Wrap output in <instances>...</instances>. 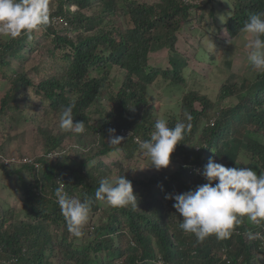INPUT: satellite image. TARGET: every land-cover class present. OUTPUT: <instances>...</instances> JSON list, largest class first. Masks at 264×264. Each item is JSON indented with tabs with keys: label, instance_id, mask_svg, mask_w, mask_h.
Instances as JSON below:
<instances>
[{
	"label": "trees",
	"instance_id": "trees-1",
	"mask_svg": "<svg viewBox=\"0 0 264 264\" xmlns=\"http://www.w3.org/2000/svg\"><path fill=\"white\" fill-rule=\"evenodd\" d=\"M99 1L101 9L100 13H92L95 17L84 11L92 5L91 0H49L50 24L42 29L58 45L69 48L60 55L62 66L57 72L54 69L39 75L34 66L29 72V64L14 67L12 58L20 56L26 36L7 41L0 38V78L9 83L1 96L0 115L18 107L20 101L16 99L23 90L26 102H35L32 95L49 100L51 110L60 114L63 107L74 103L73 123L85 124V132L81 134L69 131L53 135L51 132L46 151L30 157L32 163H20L12 170L28 171L31 179L22 184L20 202L24 217L18 218L13 206L0 204V264H260L262 258L256 254L264 258V226L258 227L244 217L229 238L217 239L212 235L197 242L194 235L186 234L179 227L182 220L165 215L175 209V200L166 199L176 194L175 187L181 185L188 191L207 182L195 174L192 166L203 168L207 161L202 154L209 153L210 149L225 161L226 167H233L240 150H244L264 172V142L258 139L264 135V72L256 73L252 79L242 77L239 83L231 82L233 74L228 75L220 86L219 97L237 93L238 102L230 108L219 109L205 95L182 96L180 115L172 113L166 119L168 126L174 127L185 120L182 110L192 116L191 130L170 156V162L179 165L177 170L171 174L156 172L147 179H130L137 209L110 207L104 221L89 219L82 238H74L68 232L55 196L56 189L64 183V191L69 196L81 200L85 196L91 198L90 212L94 215L98 207L95 192L100 181L110 177L101 173V167L105 169L109 165L104 158L122 149H127V156L142 152L139 142L149 140L155 131L156 114L140 108L146 105L147 86L159 74L183 78L181 72L186 67V59L175 46L180 30L192 19L199 28L203 26L207 23L204 12L211 18L208 23L212 25L216 20L213 18L216 0H156L153 3L123 0L121 8L124 14H129L132 27L115 39L104 29L89 32L105 13L117 7L115 0ZM226 1V18L217 33L212 34L216 39L222 37L229 41L242 31L251 15L264 12V0ZM72 5L75 9L70 8ZM223 31L226 37L221 36ZM160 48H166L169 53L170 69L147 65L148 53ZM112 65L125 70L126 82L116 93H111L110 108L99 110L96 121H92L88 109L103 87L104 75H90V71ZM196 100L200 108L195 107ZM113 129L114 132L110 131ZM73 136L85 139L84 144H76ZM115 136L124 137L118 146L109 143ZM198 143L201 145L196 147ZM93 149L87 160L70 159V151L83 150L81 158ZM47 152H56V156L49 158ZM0 168L5 170L3 162ZM186 177L193 182L187 184ZM156 195L161 197L158 199Z\"/></svg>",
	"mask_w": 264,
	"mask_h": 264
},
{
	"label": "rangeland",
	"instance_id": "rangeland-1",
	"mask_svg": "<svg viewBox=\"0 0 264 264\" xmlns=\"http://www.w3.org/2000/svg\"><path fill=\"white\" fill-rule=\"evenodd\" d=\"M115 1L117 7H115L113 12L105 13L102 20L99 23L93 24L94 29L89 30V32L93 33L104 29L110 31L111 35L113 34L115 39H118L119 33L132 27L129 14H124L121 8L123 0ZM137 1L146 3L156 2V0ZM225 1H215L216 9L214 10L215 14L213 18H216V20L212 25L208 23L211 21V18L204 12L205 21H207V23H203L204 27L201 25L199 28L194 19H192L185 26L187 29L184 27L180 30L175 46L177 52L186 59V67L181 72L183 78L182 80L177 78L173 79L172 75L163 76L159 74L147 86L145 95L146 105H141V109H145L148 112L151 111V114H156L158 119H167L172 113L180 115L179 105L181 97L187 94L196 96L205 95L208 99L216 103L219 109L230 108L238 102L237 93L229 94L226 97H219L220 86L226 82L229 74H233L234 77L231 82L239 83L242 77L252 79L256 72L251 68L247 60V49L244 46L245 34L242 31L234 38L229 39V41H224L225 39L222 37L216 39L213 35L217 33L219 27H222L226 18L228 11L226 10V5H224ZM97 2L98 0H91L92 5L88 7V10L84 11L96 17L92 13H100L102 3L100 1ZM72 8L75 9V7ZM208 29L209 32L206 33ZM203 34L205 35L203 36ZM221 36L226 37L224 31L221 33ZM0 38L3 41L9 40L7 38ZM24 41L25 48L21 51L20 56L12 58V65L14 67L29 64V72L31 73V67L34 66L39 71V75L52 72L54 69H56V72L61 69L62 59L60 55L66 53L69 49L68 47H65L63 44L58 45L55 39H52L49 34L47 35L43 29L34 31L31 39L26 37ZM152 50L148 53V67L170 69L171 66L169 64V53L167 49L160 48L155 51ZM52 53L54 55H51ZM125 74V70L118 65H112L110 68L100 66L99 70L93 69L90 71V75H104L103 87L88 109L91 111L92 121H96L100 113L99 110L103 109L107 111L110 108L112 104L110 98L111 93H116L126 82ZM39 79L33 81L37 82ZM8 88L9 83L5 79L0 78V100ZM21 91L16 99L18 102L20 101L18 107L14 106L0 115V162H3L6 167L5 170L0 168V204L3 206L5 204L7 206H13L18 218L24 217L20 202V195L23 190L22 184L31 179V174L24 170L18 173L12 172L21 162L5 164V160L10 157L20 160L23 157L30 158L38 154L40 155L43 151L47 150V137L51 132L53 135L57 133L58 135H62L64 133L58 127L60 113L51 110L49 100L47 101L32 95L35 102H26L23 98L25 91ZM11 103L15 105L12 101ZM194 105L196 108H200L198 100L194 102ZM184 113L185 111L182 110V115ZM72 139L78 145H82L85 142V139H78L77 136H73ZM258 139L264 142V135L259 136ZM200 145L198 143L196 147ZM126 150L122 149L121 152L111 153L109 158H104V161L108 162L109 165L105 169L101 167V173L110 175L109 180L115 179L120 175H123L128 180L147 179L151 174L160 171L171 174L179 166L175 162H170L168 168H162L157 171L151 166L150 159L143 152L138 151L132 156H127ZM94 151L95 149L91 152L86 151L81 158L79 155L83 150L70 151V159L74 160L79 158L81 160H87ZM202 157H205L207 162L209 157H212L215 162L226 167L225 161L215 156L213 149H210L209 153H203ZM116 160L119 162L115 165L111 164ZM233 167L252 168L257 174L263 172L259 166L255 165L250 155L244 150H240ZM184 180L187 184L193 182V179L188 177L184 178ZM175 189L176 194L187 191L181 185H178ZM156 196L158 199L161 197L160 195ZM70 197L77 198L74 195ZM97 206L94 215L90 212L89 219L98 222L103 219L104 221L110 206L98 200ZM171 212L170 214H166L165 217L177 221L183 219L175 209ZM75 242L78 243V241ZM256 255L262 258V260H259V262L261 261L260 264H264V258L259 254Z\"/></svg>",
	"mask_w": 264,
	"mask_h": 264
},
{
	"label": "clouds",
	"instance_id": "clouds-1",
	"mask_svg": "<svg viewBox=\"0 0 264 264\" xmlns=\"http://www.w3.org/2000/svg\"><path fill=\"white\" fill-rule=\"evenodd\" d=\"M49 24V0H0L2 38L26 36L31 39L34 31H40ZM242 32L245 34L244 46L251 68L256 73L264 72V12L251 15ZM74 107V103L63 107L58 127L64 132L81 134L85 132V124L83 121L73 123ZM184 117L185 120L176 123L174 127H169L166 119H158L151 138L139 142L143 154L157 171L169 167L175 147L191 130L192 116L185 112ZM123 140L124 137L115 136L109 143L118 146ZM193 166L196 167L195 164ZM196 171L198 174H195L201 175L206 183L194 190L166 196V199L175 200L173 207L183 218L179 225L183 232L194 235L197 242H203L212 235L217 239L229 238L244 217L258 227L264 226V172L257 174L248 167H225L212 157H209L202 171ZM214 181L216 183L213 184ZM63 184L55 191L57 203L68 232L72 237L80 239L85 235L83 229L89 221L93 200L87 196L83 200L70 197L64 191ZM95 199L112 208L137 209L138 204L131 181L123 175L112 180L102 179L95 192Z\"/></svg>",
	"mask_w": 264,
	"mask_h": 264
},
{
	"label": "built area",
	"instance_id": "built-area-1",
	"mask_svg": "<svg viewBox=\"0 0 264 264\" xmlns=\"http://www.w3.org/2000/svg\"><path fill=\"white\" fill-rule=\"evenodd\" d=\"M210 122H211V124H212V120H210ZM47 156L48 157H55L56 156V152H48L47 153ZM15 162H21V163H32L33 161H32V159L31 158H27V157H23L22 159H15V158H13V157H10V158H7V160H5V164H8V163H15ZM34 166L35 167H37V163H34ZM194 171H195V173H197L198 174V172L196 171V170H201L202 171V167H201V165H196V167L195 166H193V168H192Z\"/></svg>",
	"mask_w": 264,
	"mask_h": 264
}]
</instances>
